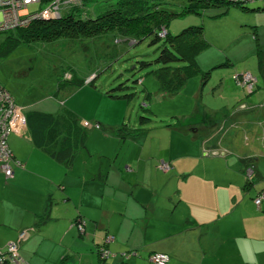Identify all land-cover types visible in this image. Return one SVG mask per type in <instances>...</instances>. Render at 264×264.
Wrapping results in <instances>:
<instances>
[{"label":"rangeland","instance_id":"374dc122","mask_svg":"<svg viewBox=\"0 0 264 264\" xmlns=\"http://www.w3.org/2000/svg\"><path fill=\"white\" fill-rule=\"evenodd\" d=\"M174 2L179 4L168 8L173 12H181L179 7L185 2L179 0H174ZM256 4H249L247 8L252 9L256 7ZM31 10L40 11L41 6H36ZM229 11L228 14L221 16L223 11L211 10L202 15L189 14L171 21L170 30L173 34H178L192 25L204 26L205 36L210 45L197 56V61L201 70L205 73L209 71L211 75L208 84L204 88L202 87V94V76L195 75L189 79L177 95L163 97L159 91L158 81L153 75H147L148 70H146L137 74L138 77H144V84L137 88V95L130 100L109 98L106 94L108 89L120 85L126 77L133 74L138 60H149L150 57L157 55V47L149 46L147 41L132 46L134 40L117 43L112 34L89 39L75 45L64 41L59 42L60 44H43L42 42L29 45L20 44L9 56L0 58V83L11 93L22 114L26 115L36 111L52 114L68 112L78 116L87 129V148L77 157L73 168L67 170L68 177L66 176V178L68 180L79 174L83 175V178L85 171L91 174L90 172L94 169H96L97 175L99 171L104 172L105 177L112 168L125 172L124 164L134 163L136 160H141L142 164L148 162V166L152 164L156 168L160 165L159 162H170L173 167L172 171L169 173L168 170L165 171L163 168L166 166L162 163L159 168L167 173L156 172V177L151 182L154 183L160 179L161 184L157 185L153 206L150 210L163 209V212L157 214L154 229L149 231L146 238L147 242L142 244L143 241H141V246L136 247L140 251H152L153 255L167 254L170 257L168 264H264L263 243L245 238H233V241L222 243L218 236L227 228L219 227V224L208 225L204 231L197 230L188 233H174L169 227L174 226V221L185 227L189 218V214H186L187 211L189 212V207L185 201H179L176 198V191L178 188L180 190L182 185L179 184V180L173 179V176L178 173L177 177H179L182 170L185 171L192 165H194L192 171L195 173L209 175V173L204 174L199 168V164H202L205 159L199 161L194 159L199 155L197 146L202 143H212L213 147L206 152L210 151L213 152L212 155H218L214 149L219 148L215 146L219 142V133L217 132L214 139L209 142L204 139L218 126L213 129L205 128V131L199 127L196 132L206 134L199 136L196 133L195 135L188 132L187 129L201 126L202 118L196 117L191 121H186L185 118L189 119L191 113L198 108L202 110L217 109L222 105L221 96L227 93L225 85L228 84H224V82L229 80V78H225V81L222 82V77H227L234 72V69L239 67L240 61L248 59L249 63H253L254 59L250 56L256 53L255 47H264V18L259 17L256 22L257 18L251 12L246 13L239 7H231ZM256 23L259 27L257 40L253 35V30L249 27ZM244 24L247 25L246 28L241 27ZM5 37V34H0V43ZM250 37L255 41V46L253 43L251 44ZM241 47L246 50L245 55L244 53L239 54ZM118 57L122 58L115 62ZM228 58L235 64L229 67L224 66L223 64ZM215 65L218 67L214 68ZM69 67L74 69L78 77L85 79L86 84L95 78L97 87H71L57 93L58 77L62 76L65 81H70L74 77L69 71ZM248 74L252 75L248 71H244L237 78L243 84L245 80H250L249 87L252 86L256 89L259 79ZM232 83L235 86L233 81ZM249 87H241V89L252 94L254 91L249 90ZM148 94H150L149 97H147ZM263 110L264 106L257 110V114L263 116ZM250 120L252 117L248 120L241 119L236 128L229 129L227 127L230 134L224 133L222 137L234 138L238 137L245 129L251 130L249 129L250 123H248ZM100 124L106 127L104 131L97 127ZM113 125L114 127H108ZM122 126L125 128L124 130L111 132L114 128L122 129ZM213 134L212 132L211 135ZM192 135L198 138L193 139ZM258 139L263 142L264 134L258 135ZM226 143L230 144L233 141L227 140ZM232 152L237 155L242 153L240 150ZM246 155L247 157L242 158L251 157L249 154ZM220 158L229 160L224 157ZM254 158L260 159L259 164L264 166V157ZM210 161L211 166L209 163H205L210 171L220 170L219 166L216 167L218 163L216 159ZM189 169L191 170V167ZM147 174L154 175L151 170ZM248 174H250L248 175L249 184L252 186L255 184L256 177L250 172ZM135 177L128 175L126 178L130 181V178L135 179ZM88 182H91L90 179ZM145 187V190L137 193L141 199L147 198L152 193L151 188ZM215 189H217L220 198H230L240 191L237 188H223L222 186H217ZM131 192L130 189L127 195H132ZM185 192L183 186L180 193L185 196ZM259 196L263 197L264 191ZM258 197L254 201L256 205ZM214 201L218 206L217 200L211 198V209L214 207ZM240 201L241 197L235 196L237 203L235 206H246L238 204ZM56 208V213L61 214L65 212L66 207L63 209L59 205ZM175 208L176 213L173 214ZM146 212L150 215L148 211ZM168 214L169 217H167ZM189 224H193V222L191 221ZM190 228L196 229L193 226ZM84 230L85 234L86 228ZM233 231L237 232V229L231 228V232ZM108 237L112 236L107 235ZM138 239H143V235H140ZM210 244L214 246H210ZM69 247V251L57 247L53 253L49 254V260L44 258L46 256L39 258L43 264H61L62 261L64 264H76L84 256H90L92 257L91 264H98V262L105 264V260L98 257L94 245L91 248H84L81 244H76L73 241ZM208 247L211 248V251L207 253L205 250ZM48 249L51 247L46 244L41 251L44 252ZM117 251L120 250L117 249ZM122 253L110 252V257H121ZM19 259H21L20 255ZM115 261L109 260L108 263L111 264Z\"/></svg>","mask_w":264,"mask_h":264},{"label":"crops","instance_id":"0c3cea01","mask_svg":"<svg viewBox=\"0 0 264 264\" xmlns=\"http://www.w3.org/2000/svg\"><path fill=\"white\" fill-rule=\"evenodd\" d=\"M251 14L257 18L256 22L259 17L264 18V11H252ZM242 26L247 27L246 24ZM251 28L253 35L259 38L258 23L251 25ZM254 30H256V34ZM250 41L255 46V41L251 37ZM240 45L243 47L242 44ZM242 47L239 54L246 51ZM256 49L257 47H255V52ZM251 52L254 51L251 50ZM255 56L256 53L250 56L254 59L253 63H249L248 59L238 63L248 62L249 66H239L227 77H222V82L225 81V78H229L228 82H224V84H228L225 85L227 93L221 96L222 105L217 109L202 110L198 108L191 113L189 119L185 118L186 121H191L196 117L202 118V131H205V128L213 129L218 126L207 135L197 133L198 127L187 129V131L199 136L205 134L204 139L207 142L213 140L214 135L218 132L219 142L215 146L219 148H213L214 152H218V155L215 156L212 155L213 152H206L213 147L212 143L195 145L199 155L194 159L196 161L205 159L202 164H199V168L204 174L209 173V175L195 173L192 171L194 168L192 165L189 166L191 170L189 167L185 171L182 170L179 177H177L178 173L173 176V179L179 180V184L182 185L180 190L178 188L176 191V198L179 201H185L189 207V212H186L189 214V218L185 227L176 221L173 223L174 226H169L174 233L204 231L208 225L219 224V227L227 228L218 236L222 243L233 241V238H245L264 245V200L260 207L254 202L264 190V166L259 164L260 159L254 158L264 157V141H258V135L264 134V115L257 114V110L264 106V86H259L253 94H248L237 85L236 81L244 71L253 72L255 70ZM251 117L252 120L248 122L251 130L245 129L238 137L234 138L222 137V134L229 131L226 129L227 127L229 129L236 128L241 119L248 120ZM207 124L208 127H206ZM212 132L213 135H211ZM195 135H192L193 139L198 138L194 137ZM29 137L30 132L27 127L22 133H13L8 137L11 150L24 165L23 167H14L15 174L11 182H7L0 171V259L3 258L2 254L6 252L8 245L12 242L20 243V260L25 264H43L39 257L46 256L44 258L49 260V254L53 253L57 247L69 251V246L73 241L76 244H81L84 248H91L92 245L97 246L104 240L105 235L115 238L114 242L109 245L113 252L134 250L141 246V241H143L142 244L147 242L146 238L149 231L154 229L157 214L163 212V209L150 210L153 206L157 185L161 184L160 179L151 183L156 177V172L161 174L158 167L156 168L152 164L148 166V162L142 164L141 160H136L134 163L124 164L125 172L115 168L110 169L105 183L102 182L103 185L100 180L93 181L91 179V182H88V179L96 175V169L91 171V174L85 171L83 178V175L79 174L68 180L66 176L68 177L67 170L70 168L54 160L45 150L31 142ZM227 140L233 141V143H226ZM140 150L143 151V149ZM233 150H240L242 153L237 155L232 152ZM246 154L251 156L248 158L255 159L250 164L252 167L245 168L241 163V159H244L242 157H247ZM212 159L217 160L216 167L219 166L220 170L210 171L205 165V163H209L211 166L210 160ZM150 170L154 175L147 174ZM249 172L256 177L255 184L252 186L249 184ZM128 175L136 177L135 179L130 178L128 181L126 178ZM145 186L151 188L152 193L147 198L141 199L137 193L145 190ZM183 186L186 191L185 196L180 193ZM217 186L237 188L240 191L230 198H220L217 189H215ZM130 189L132 195H127ZM147 191L149 192V190ZM120 192L123 194L121 195ZM235 196L241 197L238 204L246 206H235L237 204ZM50 197H52V203H50ZM61 198L67 200L60 205L63 209L66 207L65 212L59 214L56 213L57 208L54 201ZM131 198H135L133 203L130 202ZM211 198L218 202L217 206L214 201L212 209L210 207ZM51 210L53 211L49 214ZM173 211L175 214L176 208ZM78 218L88 222L83 236L79 235L75 228L68 229L72 222ZM191 221L193 224H189ZM192 226L196 229L190 228ZM32 228L36 231L30 233ZM231 228H236L238 233L231 232ZM241 229L242 232L239 231ZM22 232L29 234L24 237L25 240L23 238V241H19ZM140 235H143V239H138ZM46 244L51 249L42 252L41 250ZM207 245L209 244L207 243ZM210 246L214 245L210 244ZM205 251L208 253L211 248L208 247ZM90 262H92V257L84 256L76 264H91ZM62 263L64 264L63 261Z\"/></svg>","mask_w":264,"mask_h":264},{"label":"trees","instance_id":"16d2710c","mask_svg":"<svg viewBox=\"0 0 264 264\" xmlns=\"http://www.w3.org/2000/svg\"><path fill=\"white\" fill-rule=\"evenodd\" d=\"M43 1L48 3L53 0ZM179 1L185 3L179 7L181 12L177 13L168 8L175 4H179L174 2V0H83L76 5L62 10L56 17L48 19L40 17L35 19L26 29L1 33L5 34L6 37L0 43V58L9 56L20 44L29 45L36 42H42L43 44H60L59 42L64 41L75 45L89 39H96L106 34H112L115 36V41L117 43L120 41L131 42L134 40L132 46L140 45L147 41L149 46L157 47V55L150 57L149 60H138L136 62L137 67L133 69V74L131 73V75L126 77L120 85L108 89L106 94L109 98L130 100L137 95V88L141 84H144V77H138L137 74L146 70H148L146 72L147 75H153L158 81L159 91L163 97L177 95L183 87H185L189 79L195 75L202 76V94L203 88L208 84L211 75L209 71L207 73L203 72L197 61V56L210 45L205 36L204 26L192 25L178 34H173L170 30L171 21L174 18L184 17L189 14L202 15L204 12L211 10H221L223 11L221 16H223L230 12L229 9H231V7H239L244 12L264 11V0L253 2H234L231 0ZM249 4H256V7L248 9L247 7ZM254 28L256 29V27H253V29ZM254 31L256 34V30ZM255 39L257 40L258 38L256 37ZM121 58L122 57L116 58L115 62ZM255 61V70L253 72H248L251 73L254 78L259 79L256 85L258 88L259 86H264V47H257ZM233 64L235 63L228 58L223 65L229 67ZM239 66L247 67L249 63L239 64ZM215 67L217 68L218 65H215L214 68ZM68 69L72 72L74 77L70 81H65L62 76L58 77L57 93L71 87H97L95 78L86 84L87 81L78 77L73 68L69 67ZM121 75L123 76L124 74ZM236 81L237 85L241 87L238 78ZM0 87L7 90L1 83ZM256 89L253 91L255 92ZM254 92H252V94ZM149 96L150 94L147 95V97ZM26 126L30 132V141L37 147L45 150L54 160L67 168L71 169L77 157L87 148L88 131L85 129L78 116L74 114L68 112L65 114L62 112L56 114L37 111L31 112L26 114ZM97 127L102 129V131L106 129V127L101 124ZM108 127H114V125ZM199 127L203 128L202 125L198 126V129ZM124 129V127L122 129L114 128L111 132L114 133L115 130L122 131ZM9 149L14 155V160L21 163V166L14 165L13 169L15 166L23 167L24 164L13 153L10 146ZM254 161L255 159L253 158L241 159V163L245 168L252 167L250 164ZM159 163L160 165L162 163L169 165L168 173L172 171L171 169H173V167L170 162L162 161ZM160 165L158 166L159 171L167 173L159 168ZM95 174L96 175H93L90 180H100L103 185L106 180L105 173L99 171L98 175L97 173ZM5 180L7 182L12 181ZM122 194L123 193H121V195ZM134 199L135 198H131L130 202L133 203ZM50 203H52V197H50ZM80 220L81 222L84 221V228H86L88 222L85 219L78 218V220L76 219L72 222V225L68 229L73 230L75 228L79 235L83 236L84 233L79 231ZM34 230L35 229L32 228L30 233L35 232ZM106 237L107 235H105L104 240L95 247L98 257L101 247L107 248L111 253H114L109 247L110 244H105ZM8 250L7 248L6 252L2 254L3 264H8ZM130 251L140 252L139 249L125 250L122 252ZM109 260H116L111 264H128L121 257H111L108 261ZM108 261L106 262L107 264H109ZM98 264H100V262H98Z\"/></svg>","mask_w":264,"mask_h":264},{"label":"built area","instance_id":"2783aa9c","mask_svg":"<svg viewBox=\"0 0 264 264\" xmlns=\"http://www.w3.org/2000/svg\"><path fill=\"white\" fill-rule=\"evenodd\" d=\"M83 0H53L45 3L43 0H0V34L8 33L18 29L28 28L35 19L43 17L45 19L56 17L60 12L67 7L76 5ZM234 2H253L257 0H231ZM41 6L40 11H32L31 8ZM250 75V74H248ZM251 76V75H250ZM250 80L239 82L241 87L250 86ZM249 90H254V87H249ZM26 127L25 118L21 110L17 107L10 93L0 87V169L5 179L12 180L14 178L13 166H21V163L14 160V155L9 149L7 139L10 134L22 133ZM169 170V165L163 163ZM256 203L260 207L264 196H259ZM85 223L80 222L79 231L84 233ZM27 236L26 232L20 234L19 241ZM26 238H24L25 240ZM114 241V237H106L105 244ZM19 242L10 243L8 246V264H25L19 259ZM99 257L105 260V264L110 259V251L107 248L101 247ZM121 258L128 264H168L170 257L167 254L151 252L144 253L143 251L123 252ZM146 260V261H144ZM3 264V258L0 259Z\"/></svg>","mask_w":264,"mask_h":264},{"label":"water","instance_id":"95a60500","mask_svg":"<svg viewBox=\"0 0 264 264\" xmlns=\"http://www.w3.org/2000/svg\"><path fill=\"white\" fill-rule=\"evenodd\" d=\"M66 200H67V199H65V198H61V199H58V200L54 201V205H55V207H58L59 205L65 203ZM52 211H53V210H51V211L49 212V214H51ZM48 217H51V215H48ZM34 231H36V229H35ZM28 232H29V231H28ZM28 232H26V233H28ZM1 263H2V262H0V264H1Z\"/></svg>","mask_w":264,"mask_h":264},{"label":"clouds","instance_id":"9594fccd","mask_svg":"<svg viewBox=\"0 0 264 264\" xmlns=\"http://www.w3.org/2000/svg\"><path fill=\"white\" fill-rule=\"evenodd\" d=\"M8 91V90H7ZM9 92V91H8ZM10 93V92H9ZM10 95H11V93H10ZM12 96V95H11ZM13 98V97H12ZM21 110V109H20ZM22 112V111H21ZM23 116H24V118H25V121H26V115H24L23 114ZM27 127V126H26ZM23 233V232H22ZM28 235V234H27Z\"/></svg>","mask_w":264,"mask_h":264},{"label":"bare ground","instance_id":"6f19581e","mask_svg":"<svg viewBox=\"0 0 264 264\" xmlns=\"http://www.w3.org/2000/svg\"><path fill=\"white\" fill-rule=\"evenodd\" d=\"M260 8V7H259ZM243 89V88H242Z\"/></svg>","mask_w":264,"mask_h":264}]
</instances>
